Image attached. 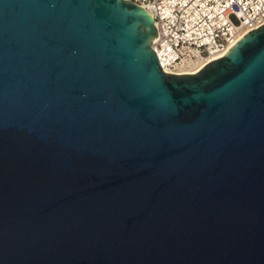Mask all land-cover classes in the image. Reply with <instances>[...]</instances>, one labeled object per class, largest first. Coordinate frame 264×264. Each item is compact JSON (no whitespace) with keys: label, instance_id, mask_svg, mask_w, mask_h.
<instances>
[{"label":"water","instance_id":"obj_1","mask_svg":"<svg viewBox=\"0 0 264 264\" xmlns=\"http://www.w3.org/2000/svg\"><path fill=\"white\" fill-rule=\"evenodd\" d=\"M128 0H0V264H264V24L165 73Z\"/></svg>","mask_w":264,"mask_h":264},{"label":"built area","instance_id":"obj_2","mask_svg":"<svg viewBox=\"0 0 264 264\" xmlns=\"http://www.w3.org/2000/svg\"><path fill=\"white\" fill-rule=\"evenodd\" d=\"M153 18L152 49L165 73L182 74L264 24V0H128Z\"/></svg>","mask_w":264,"mask_h":264},{"label":"bare ground","instance_id":"obj_3","mask_svg":"<svg viewBox=\"0 0 264 264\" xmlns=\"http://www.w3.org/2000/svg\"><path fill=\"white\" fill-rule=\"evenodd\" d=\"M245 34V33H244ZM244 34H241V35H239V36H237L236 38V41L238 40V39H240ZM235 41V42H236ZM234 42V43H235ZM233 45V44H232ZM232 45H230L227 49H225L224 51H221V52H218V53H214V54H212L208 59H207V61L206 62H203V63H200V64H198V65H196L195 67H193V68H191V69H188V70H184V71H182V72H180V73H195V72H197L199 69H201V67H203L207 62H209V61H211V60H214V59H217V58H219V57H221V56H223L225 53H226V51L232 46Z\"/></svg>","mask_w":264,"mask_h":264},{"label":"rangeland","instance_id":"obj_4","mask_svg":"<svg viewBox=\"0 0 264 264\" xmlns=\"http://www.w3.org/2000/svg\"><path fill=\"white\" fill-rule=\"evenodd\" d=\"M188 69H191V68H185V70H188Z\"/></svg>","mask_w":264,"mask_h":264}]
</instances>
